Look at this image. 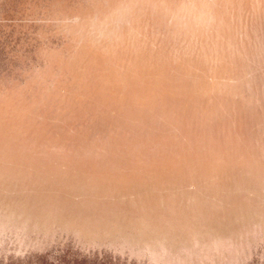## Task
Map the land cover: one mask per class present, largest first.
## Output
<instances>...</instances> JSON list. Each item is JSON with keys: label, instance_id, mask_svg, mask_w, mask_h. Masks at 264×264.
<instances>
[{"label": "rangeland", "instance_id": "374dc122", "mask_svg": "<svg viewBox=\"0 0 264 264\" xmlns=\"http://www.w3.org/2000/svg\"><path fill=\"white\" fill-rule=\"evenodd\" d=\"M0 264H264V0H0Z\"/></svg>", "mask_w": 264, "mask_h": 264}, {"label": "water", "instance_id": "95a60500", "mask_svg": "<svg viewBox=\"0 0 264 264\" xmlns=\"http://www.w3.org/2000/svg\"><path fill=\"white\" fill-rule=\"evenodd\" d=\"M45 195L46 201L42 208L44 213L48 215L57 217L59 215L79 214L81 215L80 217L85 218H89L91 216L90 211L85 213L81 210L82 206L79 204V197L76 194L69 193L66 197H62V194L58 191H45ZM63 198L67 199L64 200Z\"/></svg>", "mask_w": 264, "mask_h": 264}]
</instances>
